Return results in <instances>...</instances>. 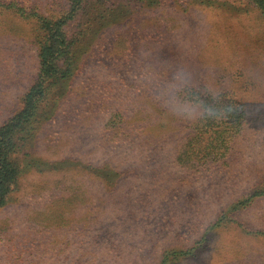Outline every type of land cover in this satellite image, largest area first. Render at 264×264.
Wrapping results in <instances>:
<instances>
[{"label": "rangeland", "instance_id": "1", "mask_svg": "<svg viewBox=\"0 0 264 264\" xmlns=\"http://www.w3.org/2000/svg\"><path fill=\"white\" fill-rule=\"evenodd\" d=\"M11 1L30 15L0 6V127L37 78V15L68 10V0ZM255 3L146 2L102 33L41 113L50 119L26 148L37 163L0 208V264H264Z\"/></svg>", "mask_w": 264, "mask_h": 264}, {"label": "trees", "instance_id": "2", "mask_svg": "<svg viewBox=\"0 0 264 264\" xmlns=\"http://www.w3.org/2000/svg\"><path fill=\"white\" fill-rule=\"evenodd\" d=\"M136 1L142 4L131 5ZM161 1L163 0H68V10L59 18L37 15L38 25L34 28L39 57L37 78L23 95L15 114L0 127V208L8 204L26 170L35 167L37 163L36 161L34 166L30 165L29 159H32L35 151L26 148L29 143L37 141L38 133L50 119L45 117L43 122H39L44 116L41 113L45 114L46 108H49L56 88L78 75L96 56L103 39L102 33L115 20H120V17L123 19L129 10L138 12V9L146 7V2L151 6ZM248 1L258 4L264 2ZM0 6L30 15L25 5L15 1L0 0ZM229 113L231 112H220L222 123L228 124L226 121L230 119ZM55 114V110H52L51 119ZM206 127L205 133L214 131L215 125L208 123ZM27 161L29 165L25 164Z\"/></svg>", "mask_w": 264, "mask_h": 264}]
</instances>
